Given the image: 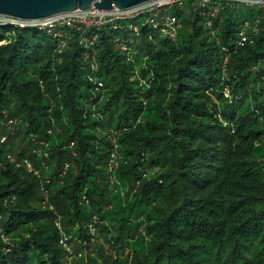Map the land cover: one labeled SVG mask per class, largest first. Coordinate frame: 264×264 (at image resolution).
<instances>
[{
    "label": "trees",
    "instance_id": "trees-1",
    "mask_svg": "<svg viewBox=\"0 0 264 264\" xmlns=\"http://www.w3.org/2000/svg\"><path fill=\"white\" fill-rule=\"evenodd\" d=\"M208 7L0 25V264H264V7Z\"/></svg>",
    "mask_w": 264,
    "mask_h": 264
},
{
    "label": "built area",
    "instance_id": "built-area-1",
    "mask_svg": "<svg viewBox=\"0 0 264 264\" xmlns=\"http://www.w3.org/2000/svg\"><path fill=\"white\" fill-rule=\"evenodd\" d=\"M189 2L192 6L199 8L209 6V16H213L219 9H221L224 5L232 6H259L264 7V0H150L148 2L129 7L126 9H118L114 6L112 9L103 11V10H95L92 6L86 10H74L70 12H64L55 14L43 19H39L36 21L31 22H22L20 20L6 18L0 16V25H14L20 28H27V27H35L39 30H45L49 33H54L55 36L61 37V34L55 32L58 27L64 26L68 28H74L75 30H79L83 26H95V27H104L108 23H112L118 19H130L143 16L145 21L151 24L154 28L158 27L159 20L162 21V28L161 30L168 33L169 35L174 36L176 31L180 27V23L178 18L175 15H171L170 13H162V10L167 12L171 8H178L181 9L185 6V3ZM207 26L210 25V20L206 21ZM248 22H245L239 31L237 32V38L235 40L236 45L244 46L245 44L251 43V40L248 39L246 30L248 28ZM136 26L134 30H136ZM213 36V33H211ZM65 37V35H63ZM86 41V39H85ZM61 47L65 45V39L61 38L60 40ZM89 45L92 42L88 43ZM123 50L126 48L121 46ZM101 86V83H98ZM14 121L8 119L6 116L5 109H0V145L4 144L7 141V134L3 132V128L12 130L11 124ZM41 142H35V144H40ZM114 148H116V144L112 141ZM111 158L109 160V169H112L116 166L117 162L116 154L114 150H111ZM32 153L36 156V158H40L42 155L47 156L46 153H43L39 148L34 147L32 149ZM5 159L8 163L12 164L16 168H23L26 172L32 171L33 162L28 158H20L19 161L17 160L16 156L12 154H7ZM42 167L47 169L48 166L42 162ZM1 166V162H0ZM67 165H65L66 169ZM38 169V168H36ZM40 170L38 169V174L36 177H40ZM48 182V179L45 180V183ZM43 188H41L42 190ZM43 195L46 201V191L43 190ZM49 209H52L49 206ZM68 249V246H67ZM69 250V249H68Z\"/></svg>",
    "mask_w": 264,
    "mask_h": 264
},
{
    "label": "water",
    "instance_id": "water-1",
    "mask_svg": "<svg viewBox=\"0 0 264 264\" xmlns=\"http://www.w3.org/2000/svg\"><path fill=\"white\" fill-rule=\"evenodd\" d=\"M150 0H0V16L31 22L74 10L126 9Z\"/></svg>",
    "mask_w": 264,
    "mask_h": 264
},
{
    "label": "rangeland",
    "instance_id": "rangeland-1",
    "mask_svg": "<svg viewBox=\"0 0 264 264\" xmlns=\"http://www.w3.org/2000/svg\"><path fill=\"white\" fill-rule=\"evenodd\" d=\"M170 12V11H169ZM15 157V156H14ZM18 161H19V159H17ZM36 167V166H35ZM28 173H30L31 175H33V176H37V174H38V169H36V168H34L33 167V170L32 171H29ZM42 196H44L43 194H42ZM57 226H58V224H56ZM69 249V250H68ZM68 249H66V250H68L69 251V253H71L72 252V257L74 258V254H73V251H72V248H70V246H68ZM72 257H70L71 258V260H73V258ZM98 261H99V259H97Z\"/></svg>",
    "mask_w": 264,
    "mask_h": 264
},
{
    "label": "bare ground",
    "instance_id": "bare-ground-1",
    "mask_svg": "<svg viewBox=\"0 0 264 264\" xmlns=\"http://www.w3.org/2000/svg\"><path fill=\"white\" fill-rule=\"evenodd\" d=\"M18 132V131H17ZM113 150V149H112ZM9 167V166H8ZM52 167V166H51ZM60 176V175H59ZM53 205V204H52Z\"/></svg>",
    "mask_w": 264,
    "mask_h": 264
}]
</instances>
